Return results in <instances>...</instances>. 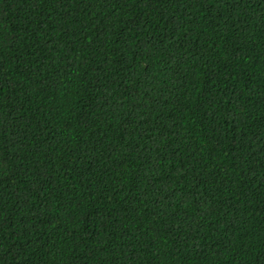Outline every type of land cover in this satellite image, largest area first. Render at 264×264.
Returning a JSON list of instances; mask_svg holds the SVG:
<instances>
[{
	"label": "trees",
	"instance_id": "obj_1",
	"mask_svg": "<svg viewBox=\"0 0 264 264\" xmlns=\"http://www.w3.org/2000/svg\"><path fill=\"white\" fill-rule=\"evenodd\" d=\"M0 264H264V0H0Z\"/></svg>",
	"mask_w": 264,
	"mask_h": 264
}]
</instances>
